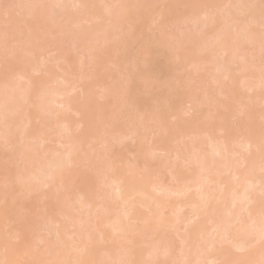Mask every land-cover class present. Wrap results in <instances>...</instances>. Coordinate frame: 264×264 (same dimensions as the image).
Listing matches in <instances>:
<instances>
[{"label": "bare ground", "instance_id": "bare-ground-1", "mask_svg": "<svg viewBox=\"0 0 264 264\" xmlns=\"http://www.w3.org/2000/svg\"><path fill=\"white\" fill-rule=\"evenodd\" d=\"M45 1L48 2L47 8L45 5L43 6L45 10H42L40 14L42 16L39 18L38 14L41 10H38L42 8ZM130 1L135 4L142 0H113L110 4H106L105 0H26L25 4L29 3L30 6L20 4L16 9L18 14L23 12L22 15L25 19V21L18 23H15L17 21L12 18L11 13H5L8 19L4 24L7 31L10 30V32L7 34V31L4 32L3 38L5 39L6 36L7 38H14V44H18L22 48L23 54L21 57H16L11 52L8 55L9 59H6L7 61L2 59L3 57L0 59V146L10 150V163L15 166V170L11 172L0 165V172L2 174L4 172V178L0 181V203H5L3 211L6 213L3 217L4 227H8L17 220L15 208L12 207L15 200L36 196L39 193L38 190L47 189L59 179L61 181L57 182L62 191L51 194L50 189L40 195L42 199L51 197L53 201L43 207L42 213L36 215V224L27 227L24 224H18L20 230L28 228L29 234L33 235V238L28 241L30 243H22L19 249H11L6 244L0 245V250L4 249V256L0 262L2 264H19V258L28 255L31 248L36 247L38 243L44 245L45 253L37 264H222L225 261L260 264L261 260L264 259V247L259 242L264 206L259 204L258 200L260 197H264V177L261 178L258 174L264 171V156L259 150V145L264 137L256 135V130L252 126L248 127L249 135L245 139L238 140H230L228 132L223 126L210 124L203 130L194 126L183 128L177 126L179 137H191L192 142L190 149L186 150L184 155L177 151L173 153L174 162H179L188 170L191 166L195 169L194 171L191 169L190 174L179 173L177 168L173 166L167 172L166 182L161 171L163 165L145 167L143 171L134 172L135 175L131 173L130 177H127L125 176L127 171L122 172L116 168L115 163L120 162L117 160L112 163L109 161L107 167L105 166L106 163L102 162L103 164L100 163L95 168L103 176L101 179L96 175H93V179L91 177H89L90 179L86 178L88 184L94 181L92 187L90 185L85 186L86 188L82 187L81 192L74 194L71 184L68 185L70 179L64 176L62 170L77 164L79 154L81 156V154L87 153L85 149L91 143L93 145L106 144V141L102 139L103 135H108L116 142H122L127 138L137 140L142 154L147 143L138 137L137 129L134 126V116L124 117L125 119H121L123 121L118 122L120 119H118L117 112L115 117L113 113H106L102 109L101 114L98 115L100 113L99 108L95 116L98 127L94 128L95 125H91L89 119L91 112L88 111V107L93 106L92 102L89 101V89L82 85V80H79L80 77L72 83L62 74L57 78L64 86L57 88L51 87L55 81L52 80L54 77H49L50 75L45 77L46 79L50 78L49 80L44 78L45 80L42 79L38 82L32 79L31 74L40 72L45 57L40 55L43 52L41 39L35 35L34 27L31 26L46 24L48 30L55 28L60 33L61 40L69 38L73 44H79L84 38L89 41L93 38L92 43L95 44L104 43L107 40L105 38L107 28L110 29L117 25L121 27V24L128 21L127 24L129 25L134 23L132 26L130 25L131 28L136 26V29L140 30L139 28L144 26L145 21L143 19L148 15V12H143L141 15L136 14L133 8H129ZM167 1L172 4L167 3L166 6H169L170 9L165 6L163 16L167 14L166 21H169L168 14L170 18L175 16V18H171L170 22H173L176 20L175 14L178 9L175 11L176 13L171 15L170 12L173 11L174 7L176 8L172 5L175 1L176 4L179 3L177 0ZM185 1L183 5H179L185 7V4L188 3ZM234 1L238 6L235 11L239 15L248 14L245 25H233L234 32L230 34L224 31L227 25L224 22L223 30L221 29L222 31L218 35L210 38V43L215 45L213 52L219 56H226L225 61L221 60L218 63V58L211 60L205 56L203 59L186 62L184 65L187 67L195 65L197 68L201 67L199 68L201 70L206 69L214 73L220 72L219 74L223 75L221 77L230 83V86L226 84V92L237 97L236 90L239 85L241 90L248 94H252L260 86L264 87V77L251 74L254 66L250 69L245 63L246 57L253 60L255 54H246V49L243 48L244 44L252 49L264 44V24H262L261 0ZM114 4H118V7H115ZM77 5L81 6L77 7ZM48 6H50V13L55 12V9L61 11L60 22L57 23L54 18H50L49 14L47 16ZM92 6H102L101 15L103 17L97 13L96 15L89 13L84 18L72 13L63 15L64 11L66 12V7L67 9L70 7L73 10L76 8V10L86 11L88 8H93ZM167 9H169L168 12H166ZM206 11L204 10L201 14V17L205 19L199 23L200 27L203 28L210 26L215 21V15H220L223 18L231 15L229 10L219 8H214L210 14ZM101 17L107 21L104 29L98 30L99 27L97 26L95 29V26L88 27L89 29L85 28V24L90 26L94 23L93 21ZM145 20L147 19L145 18ZM193 21L196 26L200 19L195 17ZM25 22L29 27L24 36L18 25L25 24ZM80 23H83L84 26L81 27ZM66 25L67 27L71 25L70 29L72 30L68 31L67 27L64 29L63 27ZM62 28L66 31L64 32ZM102 31L103 34H101ZM99 35L102 37L99 38ZM152 39L153 36H149L147 40L149 42L145 45H155L154 57L161 56V52L158 53V50L159 47H164L163 38L160 37L154 41ZM205 40L207 41L206 38H197L195 35H183L176 43L178 46L184 43L185 45H193V47L202 46L206 49L209 43L208 41L206 43ZM49 45L51 46L50 49L54 47L53 51L57 53L54 63H58L61 59L58 53L60 47L56 40H51ZM92 49L96 48L88 47L87 50L91 51ZM196 49L201 50L200 48ZM103 52L100 55L98 53V56L109 55V53ZM185 56L189 58L186 53L183 54L182 58ZM184 60L186 59L184 58ZM11 61L12 63H10ZM238 61L240 63L239 69L235 75L231 74V67ZM154 62L149 61L147 64ZM179 62H183L182 59ZM147 64L141 63L140 66L133 68L138 71L135 76L137 83H139V78L144 75L141 70ZM50 81L54 83L50 84ZM46 82H50L48 83L50 85H46ZM214 82L218 83L219 81L214 79ZM78 84H81L83 88L81 85L77 86ZM41 85H46V87ZM48 86L50 88H47ZM100 87L101 96L109 95L108 89ZM78 88L86 100L89 98L87 101L84 100L88 105L90 104L88 106L83 100L82 106H85L81 109L79 108L81 104L75 103L74 99V94ZM137 91L138 86H135L131 91L125 92L129 105L135 111L144 108L139 107L133 100L134 96L132 95ZM132 92L134 93L131 94ZM214 93L219 95L220 91ZM123 94L124 92L121 93V95ZM215 94L211 97H204L208 104L212 103L213 105L215 103ZM177 102L170 103L172 118H176L180 113L181 108ZM64 112L66 114L72 112L80 119L72 123L73 121L71 122ZM165 112L166 110L160 113L159 117L157 116L156 121L159 126L157 131L166 130L161 125V122H164ZM239 113H244V111H239ZM107 114H109L108 119L105 118ZM60 116L61 119H59ZM86 116H89V120H87L89 123L87 122L88 125L84 127V124H87L85 122ZM112 119L117 120L113 123ZM52 120L59 121V124L56 123L58 125H54L55 127H61H59L60 134L58 133L59 135L55 140V144H58L60 149H50L46 144L53 142L50 141V123H48ZM121 122L122 124H120ZM102 124L104 126H100ZM82 126L81 131L74 135V132ZM142 126L144 128V125ZM108 127L111 129L103 132ZM127 129L129 133L126 132ZM217 133L222 136H216ZM204 138L207 139L206 154L202 151ZM14 139L16 141H13ZM15 142L20 145L19 151L13 149ZM166 144H163L162 147L153 145L148 152L167 153L169 150ZM164 145L167 148H164ZM224 173L228 174V178H221V174ZM82 180L83 185H85V177ZM99 188L102 195L96 192V189ZM84 189L86 190L84 191ZM40 196L39 198H41ZM69 196L71 197L70 200L67 198ZM98 199L100 201L96 202ZM112 204H119V207H111ZM64 205L68 208L65 209ZM142 210H147L146 217L143 216ZM75 211L80 214L77 218L81 215L82 218L75 219L74 214L77 213ZM36 226L37 228L55 227L50 232L55 237L57 248L52 249L47 244L45 236L36 234ZM18 227L16 231H18ZM170 230L173 232L172 236L169 233ZM257 243H259L258 247L251 252L250 249ZM234 244H239L243 251L237 252Z\"/></svg>", "mask_w": 264, "mask_h": 264}, {"label": "rangeland", "instance_id": "rangeland-1", "mask_svg": "<svg viewBox=\"0 0 264 264\" xmlns=\"http://www.w3.org/2000/svg\"><path fill=\"white\" fill-rule=\"evenodd\" d=\"M112 1L113 0H105L106 4L107 3L110 4L112 3ZM25 2L26 0H0V59L1 57H3L2 59L5 60L9 59L8 55L11 52H13L16 57H21L23 54L22 48L18 44H14L15 40L12 37L8 38V44L6 46L5 39L3 38L4 37L3 33L7 31V28L5 27L4 24L8 19V16L5 15L6 12L12 14V18L17 21L15 23H18L23 20L25 21L24 16L22 15L23 12H21L20 14L16 12L18 6L20 4H25ZM167 3H168L167 0H142V1H138L135 4L130 1L129 8L130 9L133 8L136 14L141 15L143 12L146 13L148 12V15L145 17L147 20H145V18L143 19V21H145L144 26H142V28L140 27L139 28L140 30L136 29V26L134 28H131L132 24L134 23H130L131 25L130 26L129 24H127L129 21L125 22L126 24L125 23L121 24L122 25L121 27L120 25L119 26L117 25L114 26L113 28H110L109 26L110 29L107 28L108 31L107 29L105 30L106 31L105 38L107 40L104 43H100V44L92 43L93 38L92 40L90 39V41L87 38H84L79 44H73L71 39L69 38H65L64 40H61L60 33H58L55 28L53 30H48L46 24L45 25L34 24V26H31L34 27L35 35L41 39V50L43 52L42 53L40 52L41 53L40 55H43V57H45L44 65L40 68V72L31 74L32 79L39 82L42 79H44L46 76L50 75L49 77L51 76L54 77V79L52 80L55 81V84H52L54 83L53 81L52 82L50 81L51 83L50 82L48 83L52 84L51 87L57 88L64 86L62 83H60V80L57 78L62 74L64 75L65 78L69 80V82L71 81L72 83H74L80 77L79 80H82L81 82L83 83L82 85L83 86L85 85L84 87H86V89L88 87L89 89V95H90L89 101L92 102L93 106L88 107L90 104L88 105L86 101L89 98L87 100L84 98V95L79 90L80 87L76 90V93L74 94L75 96L74 99L76 101L75 103H79L78 105L81 104L79 107L81 109L83 108V106H85V105L82 106L83 100L84 99L86 100V101L84 100V103L88 105L87 107L89 109L87 107L85 108L91 112L89 119H90V124L95 125L94 128H96L97 126L95 116L96 113H98L97 111L99 108H100V113H98V115L101 114L102 109H104L106 113L109 112V113H113L114 115L117 112L118 119H120L118 120V122L123 121L121 120L122 118L125 119L128 118V116L130 117L134 116V126L137 129L138 137L142 138L143 139L142 141L147 143V145H145L144 153L142 154L141 150H139L137 140L127 138L122 142H116L113 141L108 135L102 134L103 135L102 139L106 141V144L98 143L93 145V143H91L90 146H87V148L85 149V151L87 150L86 151L87 153L83 155L81 154V156L79 154V158H78L79 161L78 160L76 161L77 164L71 165L70 167L64 168L62 170L64 171V176L70 179V182L68 181L69 182L68 185L71 184L72 193L74 194L81 192L83 190L81 189L82 187L86 188L85 186H89V185L91 186L93 184L94 181L91 182V184H88L89 182L87 179H90L89 177L92 178L93 175H96L99 179H101L103 174L97 172L95 168H97L98 165H100V163L102 162H105L106 165L105 164L104 165L107 167V163L109 161H111L112 163L113 161L119 160L120 162L115 163L116 168L122 172L127 171L125 173L126 174L125 176L127 177H130L131 173L132 175H135L134 172L143 171L145 167L154 166V165L155 166L163 165L161 171H162V176L164 174V181L166 178H168V174H167L168 170L172 169L173 166L177 168L179 173L190 174L191 169L193 171L195 169L193 166H191L190 170H188L187 168L183 167L179 162H174L173 153L177 151L179 154L184 155L186 150L190 149V145L192 142L191 137H184V138L179 137L180 135H178V130L176 129L177 126L180 128L186 126H194L200 130H203L204 128L208 127L210 124H213L215 126H223L226 129V132H228V136L230 140L245 139L249 135L248 127L252 126L256 130L255 132L256 135L258 136L262 135L264 137V87L260 86L256 88L252 94H248L247 92L242 91L241 90L242 88L239 85L237 86V90H236L238 95L237 97H233L228 92H226L227 91L226 84L230 86V83L222 78L223 75H220L219 74L220 72L214 73L213 71H208L206 69L201 70L199 69L201 68L199 66H198L199 68H197L195 65H191L189 67L184 65V63L186 62L203 59L205 56H207L211 60L218 58L217 59V61L219 60L218 63L221 62V60L225 61L226 56H219L213 52L215 45L210 43V38L218 35L220 31L223 30L222 28L224 22L227 23L226 27L224 28V31H227L228 33L232 34L234 32L233 25L235 26H239L242 24L245 25L246 16L248 14L239 15L235 11V9H237L238 6L234 0H186L185 3L187 5L185 4V7L180 6L181 4L183 5L184 0H177V3H179L180 5L176 4L175 1V3H173L172 6L173 7L176 6V8L174 7L175 9L173 8V11L170 12L172 15L178 9L177 13L175 12L176 20L170 22L171 18H175V16L170 18V15L168 14L167 18H169V21H166L167 19L165 18L167 14L163 16L165 14L164 13L165 9L166 8L170 9L169 6L168 7L166 6ZM46 4H48V2L47 3L46 1L43 2L42 8L38 10V11L41 10L39 14L36 12V15L38 14L40 16L39 18H41L42 16L40 15L42 13V10L44 11L45 7L47 8ZM168 4H172V3L169 2ZM5 5H13L14 7L6 9ZM25 5L30 6L29 3H26ZM44 5L45 7H43ZM157 5L160 7H156ZM50 6H48V10L50 9L49 8ZM114 6L118 7V4H114ZM135 6L136 8H134ZM70 7L68 9L67 7L65 8L66 12L64 11L63 15H70L72 13L77 16L79 15V17L81 15L84 18L89 13L90 14L92 13L94 15H96L97 13V15H101L103 9L102 6H98V7L92 6L93 8H88L86 11L83 10L80 11L78 9L76 10V8H74L75 10H73ZM214 8L229 10L231 12V15L226 18H223L220 15H215L214 16L215 21L211 23L210 26L205 28L200 27L199 23L205 19L204 17L203 18L201 17V14L204 12V10H207L206 12L210 14L212 13ZM169 9H167L166 12H168ZM48 10H47V16L49 14L50 18H54V20L57 23L60 22L59 19L61 17L60 15L61 11L55 9V12L52 11L53 13L52 12L50 13V10L49 11ZM52 14L53 16H51ZM101 16L103 17V15ZM72 17H76V16H72ZM102 17L93 21L94 23L92 22L93 24H91L90 26H87L85 24V28L89 29L88 27L95 26L94 27L95 29L97 26L99 27L98 30H100L101 28L104 29L107 25L106 24L107 21L105 18ZM195 17L200 19V21L198 22V24H196V26L194 25L195 22L193 21ZM117 22L119 23V20ZM80 24L82 25V26L80 25L81 27L84 26L83 23ZM63 25H65V23H63ZM67 25L64 26L63 28L64 29L68 28L69 29L68 31L72 30L70 29L71 25H69L68 27ZM18 26L25 36L27 34L26 32L28 30L29 25L25 22V24H21ZM65 31L66 30H64V32ZM9 32L10 30H8L6 34ZM101 34H103V31ZM100 35L99 38L102 37ZM183 35H195L197 38H206L210 46L208 45L207 48L205 47L206 49H204L202 46H196V47L194 46L195 47L194 48L193 45H189V44L185 45L184 43L181 46H178L176 42H178V40ZM149 36H153L152 41L160 37L163 38V43L165 48L159 47L160 49L158 50V53L161 52V56L154 57V51H156V48L154 49L155 45H148V46L145 45V43L149 42V41L147 42ZM261 39H263V37H261ZM51 40L52 41L56 40L57 45L60 47V51L58 53L61 59L58 61V63H54V60L56 59L57 56V53L53 51L54 47L50 49L49 47H51L50 46L51 44L48 46ZM88 47H95L96 49L94 50L92 49L93 51L92 50L88 51L87 50ZM259 47L257 48L255 47L252 49L248 45L244 44L243 48L246 49V54H251V53L255 54V58L253 60H250L249 58L246 57L245 63L247 64V67L250 69L251 67L254 66L252 68L253 72L251 74H253L254 76L260 75L264 77V44L262 46L260 45ZM196 48H200V49L203 48L204 50L201 49L199 51ZM101 52L109 53V55L102 54V56L99 57L98 53L100 55ZM167 52L170 54H168ZM185 53L186 55L189 56V58L187 56L184 57L186 60L182 58L183 54ZM166 54L168 55L166 56ZM215 56L216 58H214ZM181 59L183 62H179ZM149 61L151 62L155 61V62L147 64ZM10 63H12V61ZM141 63L143 65H145L146 63L147 66H145L141 70V72L144 75L139 78V83H137L135 81V76L137 75L138 71L134 70L133 68L135 66L137 67L140 66ZM239 67H240V63L238 61L236 64H234L231 67V71H230L231 74L235 75ZM249 71L251 72V70ZM49 79L50 78H47L46 80ZM214 79H216L219 82L215 83ZM48 83L46 85H50ZM46 85L45 86L41 85V86L46 87ZM80 85L81 84H78L77 86ZM82 85L81 87L83 88ZM100 86H102L103 89H108L109 91L107 93L109 95H106V97L101 96ZM135 86H138V91L135 94H133L134 92L131 93L133 94L132 96H134L133 100L137 103L139 107H144L142 110L139 111H135L134 108L129 105L128 103L129 101L126 98L127 96L125 93L131 91ZM47 88L50 87L48 86ZM220 88L222 89V91ZM216 91H220V94L219 95L215 94L214 92ZM122 92H124L123 95H121ZM116 93L119 95H117ZM214 94L216 96L215 103L213 105L212 103L208 104L206 98L204 97H211ZM115 95H117V97H115ZM171 102H177V105H179V107L181 108L180 113L176 118L171 117L172 116L170 112ZM74 105L77 106L76 104ZM191 107L192 109L190 110ZM165 110L166 112L164 113L165 114L164 122H161L162 123L161 125H163V127L166 130L157 131L156 129L159 126L156 119L159 117L160 113H162ZM104 111H102V113ZM239 111H244V113H239ZM64 114H66V112H64ZM75 115L76 114L72 112H68L66 114V116L70 118V121L71 122L73 121L72 123H75L78 121V119H80V117L78 116L76 117ZM108 116L109 114L105 115V118L108 119ZM88 117L85 121L86 123L88 122L87 120H89ZM59 119H61V116L59 117ZM48 120L50 121L49 118ZM116 120H113L112 122L114 123V121ZM143 121H147V122L143 123ZM48 123H50L49 125L50 133H51L50 141L53 142L51 143L48 142L46 144L50 149H60V146L58 147L57 146L58 144L57 145L55 144V140L57 139V136L60 134L59 129L61 127L59 126L60 127L59 128L58 126L56 127L54 126V125H58L59 121L57 122L56 120L55 122L54 120H52L51 122ZM88 123L84 124V127L87 126ZM120 124H122V122ZM142 125H144V128ZM100 126H104V125L102 124ZM82 128L83 126L78 130H76L74 132V135H77L81 131L80 129ZM110 129L108 127V129H104L103 132L105 130L107 132V130ZM30 130H31V126H30ZM126 132L129 133V130L127 129ZM216 136H222V135L217 133ZM15 139L13 141H16ZM148 140H150L151 142L149 143ZM167 142L169 143L168 145L166 144ZM203 142L204 145L202 147V151L206 154L207 139L204 138ZM154 144L156 145V147H162L163 144H166L169 151L167 153L160 151L154 153L148 152ZM166 145H164V148L166 147ZM13 149L15 151H19L20 145H18V143L15 142ZM9 152H10L9 149H5L3 146H0V165H2L4 168L9 169L12 172L15 170V166H13L10 163ZM258 175L261 178L264 177V171L259 172ZM84 177L86 180V182H84L85 185H83L82 182L83 181L82 179H84ZM3 178H4V172L3 174L0 172V181L3 180ZM221 178L222 179L228 178V174L225 173L221 174ZM57 181L53 182V184H51V186L48 187L47 189L43 188L38 190L39 193L36 196L29 197L28 199L15 200V202L12 204V207L15 208L17 220L15 222H12L6 228L4 227L3 224V217L6 215V213L3 211L5 203H0V231L3 232V233L0 232V245L6 244L11 249H19L22 243L24 244L25 242L30 243L28 241H30L31 238H33V235L29 234L30 231L28 230V228H22V230H20L21 228L18 227V224H24L26 225V227L31 224H36L37 222L36 215L38 213H42L43 207L48 204H51V202L53 201L51 197L48 199H42L40 195L46 193L50 189H51L50 191L52 192L51 194L57 191L61 192L62 191L60 189L61 186L60 187L58 186L59 185L58 182L61 180L59 179V181L58 182ZM68 185L67 187L69 188ZM85 190L86 189H84V191ZM96 192L97 194L102 195V191L100 188L96 189ZM39 196L41 198H39ZM67 198L70 200L71 197L69 196ZM67 198L66 200H68ZM99 201L100 200L98 199L96 202ZM258 203L264 206V197H260ZM112 206L114 208H118L119 204L116 205L112 204L111 207ZM64 207L65 209L66 207L68 208V206L66 205H64ZM45 210H47L46 207ZM51 210L54 209L52 208ZM141 212L143 216L146 217L147 210H142ZM74 215L76 216L75 219L82 218V215L79 218H77L80 215L78 214V212ZM17 227L19 228L18 231H16ZM41 228L40 227L37 228L36 226L37 229L36 234L45 236L47 244L50 245L52 249L57 248L55 246V242H56L55 237L54 235H52L53 233L50 232V230L53 231L55 227L54 228L50 227L51 229L48 228L47 226ZM169 233L172 236L173 232L171 231ZM258 244L259 243L254 244L250 249V251L251 252L255 251L256 248L258 247ZM43 246L37 243L36 247L31 248V252H28L29 256L24 255L19 258L18 260L19 264H32V263L37 264L39 259L42 258L45 253ZM3 256H4V249L0 250V260Z\"/></svg>", "mask_w": 264, "mask_h": 264}, {"label": "snow or ice", "instance_id": "snow-or-ice-1", "mask_svg": "<svg viewBox=\"0 0 264 264\" xmlns=\"http://www.w3.org/2000/svg\"><path fill=\"white\" fill-rule=\"evenodd\" d=\"M81 5H77V7H80ZM14 7L13 5H5V8H11ZM120 7H126V6H120ZM156 7H160V6H156ZM260 8H261V16H262V24H264V0H261L260 2ZM5 43L6 46L8 44V38L7 36L5 37ZM35 71V69H34ZM259 150L262 154V156H264V140L261 141V144L259 145ZM259 242L261 243L262 247H264V216H262V226L260 228L259 231ZM235 250L237 252L243 251L242 247L239 244H234L233 245ZM0 264H2V262H0ZM222 264H241L240 261H234V262H229V261H225L222 262ZM260 264H264V259L261 260Z\"/></svg>", "mask_w": 264, "mask_h": 264}]
</instances>
